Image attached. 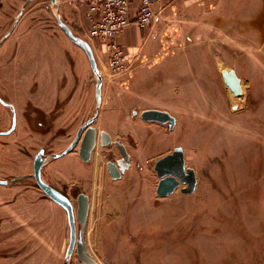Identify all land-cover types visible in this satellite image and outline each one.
<instances>
[{
  "label": "rangeland",
  "instance_id": "obj_1",
  "mask_svg": "<svg viewBox=\"0 0 264 264\" xmlns=\"http://www.w3.org/2000/svg\"><path fill=\"white\" fill-rule=\"evenodd\" d=\"M57 14L91 43L103 76L93 126L114 142L104 146L99 136L88 161L80 144L55 157L94 116L97 82ZM11 28L0 46V85L20 120L0 136V178L10 181L0 184V264H64L68 213L27 176L41 148L46 182L75 208L80 193L90 196L78 234L99 264H264V0H204L192 8L167 0L153 27L125 29L122 70L110 66L71 3L0 0V39ZM230 72L240 86L225 83ZM151 108L169 111L176 123L143 119ZM8 115L0 104L1 130ZM178 147L196 171V189L185 193L182 183L159 195L156 161ZM109 160L119 162L122 177L111 175ZM77 259L75 252L69 264Z\"/></svg>",
  "mask_w": 264,
  "mask_h": 264
},
{
  "label": "water",
  "instance_id": "obj_2",
  "mask_svg": "<svg viewBox=\"0 0 264 264\" xmlns=\"http://www.w3.org/2000/svg\"><path fill=\"white\" fill-rule=\"evenodd\" d=\"M53 1L57 2V0ZM27 4L28 2L23 6V13ZM57 20L67 36L86 52L92 70L97 77V82L95 90L96 112L94 116L88 119L81 126L73 142L62 152L55 154V157H61L71 152L81 141L80 155L85 161H88L91 158L92 151L97 144L98 136L101 137V143L104 146L113 141L112 135L108 131L103 130L99 132L97 128L92 125L100 113V107L103 99V76L101 74L95 51L91 43L82 36L75 34L71 26L62 19L61 14H57ZM223 78L225 83L228 85L229 79L225 73L223 74ZM141 115L145 120L170 123V125H174L177 121V118L173 114L162 109H146ZM116 143L119 146L126 162L130 163V155L125 144L121 141H116ZM44 162V149H42L35 157L34 172L28 175L33 176L36 179L39 187L43 189L52 199L61 204L68 213V221L70 225V242L67 248L64 264H69V261L75 252L78 255V264H99V262L89 250L84 236L79 237L78 234L77 221H79L84 228L88 220L90 212V196L83 192L79 194L78 209L76 214L74 205L69 196L43 179L42 168ZM108 168L114 178L121 177L122 174L115 162L110 161L108 163ZM155 169L157 170L158 176L160 177V182L157 188L159 195L167 196L173 193L179 186H181L182 183L186 184V186L182 187L183 192L193 193L195 191L198 181L197 174L194 168L186 166L185 152L182 147H178L172 152L159 158L156 161Z\"/></svg>",
  "mask_w": 264,
  "mask_h": 264
},
{
  "label": "built area",
  "instance_id": "obj_3",
  "mask_svg": "<svg viewBox=\"0 0 264 264\" xmlns=\"http://www.w3.org/2000/svg\"><path fill=\"white\" fill-rule=\"evenodd\" d=\"M71 3L89 19L92 37L110 54L114 70L128 67L127 54L120 44L121 32L130 27L148 29L160 16L167 0H60Z\"/></svg>",
  "mask_w": 264,
  "mask_h": 264
},
{
  "label": "flooded vegetation",
  "instance_id": "obj_4",
  "mask_svg": "<svg viewBox=\"0 0 264 264\" xmlns=\"http://www.w3.org/2000/svg\"><path fill=\"white\" fill-rule=\"evenodd\" d=\"M59 0H57V2H58ZM21 14H23V11L21 12ZM17 24V23H16ZM13 29L11 28L10 30H9V32H7L1 39H0V46L1 45H3L6 41H7V39H8V37H9V33H11V31H12ZM0 104L2 105V106H4L5 108H7V110L9 111V115L7 116V117H5V119L7 118V121H9V124H10V126L7 128V129H0V136H7V135H10L14 130H15V128L17 127V125H18V122H19V120H20V118H19V115L17 114V112H16V110H15V106H14V104L12 103V101L10 100V97H9V94L5 91V90H2V87H1V85H0ZM99 117V116H98ZM4 121V120H3ZM86 122V121H85ZM84 122V123H85ZM83 123V124H84ZM82 124V125H83ZM81 125V126H82ZM92 125H93V123H92ZM81 126H80V128H81ZM80 128H79V130H80ZM79 130H78V132H79ZM98 130V129H97ZM78 132H77V134H78ZM77 134H76V136H77ZM75 136V137H76ZM98 138H99V136H98ZM98 138H97V143H98ZM75 139V138H74ZM73 139V140H74ZM73 140H72V142H73ZM100 140H101V137H100ZM71 142V143H72ZM81 142V141H80ZM80 142L76 145V147L80 144ZM112 142H114V140L112 141ZM112 142H110V143H112ZM70 143V144H71ZM109 143V144H110ZM117 144V143H116ZM97 145V144H96ZM118 146V145H117ZM75 147V148H76ZM96 147V146H95ZM119 147V146H118ZM42 149H44V148H41L39 151H38V153L42 150ZM94 150V149H93ZM121 151V150H120ZM37 153V154H38ZM79 153H80V150H79ZM92 153H93V151H92ZM122 153V152H121ZM130 155V154H129ZM122 156H123V154H122ZM44 157H45V160H46V157H47V153H46V150L44 149ZM91 157H92V155H91ZM91 159V158H90ZM89 159V160H90ZM122 159H124V156L122 157ZM131 159V158H130ZM125 160V159H124ZM115 162L116 163V165H117V167H118V169L120 170V172H121V174L123 175V171H122V169H121V166H120V164H119V162H117V161H114V160H109L108 161V163L109 162ZM125 162H126V160H125ZM131 162V161H130ZM44 165V164H43ZM43 169V168H42ZM109 169V168H108ZM110 171V170H109ZM110 173H111V171H110ZM31 174V173H30ZM111 175H112V173H111ZM122 175H121V177H122ZM113 176V175H112ZM28 177H32L31 175H28ZM0 184L1 185H9L10 184V181L8 180V179H2V178H0ZM56 188V187H55ZM43 190V189H42ZM44 191V190H43ZM45 192V191H44ZM62 192V191H61ZM64 193V192H63ZM65 194V193H64ZM78 197H79V195H78ZM70 198V197H69ZM54 200V199H53ZM72 201V200H71ZM73 203V202H72ZM73 205H74V208H75V204L73 203ZM77 209H78V202H77V208H75V212H76V214H77Z\"/></svg>",
  "mask_w": 264,
  "mask_h": 264
},
{
  "label": "crops",
  "instance_id": "obj_5",
  "mask_svg": "<svg viewBox=\"0 0 264 264\" xmlns=\"http://www.w3.org/2000/svg\"><path fill=\"white\" fill-rule=\"evenodd\" d=\"M170 1V0H169ZM169 3V2H168ZM167 3V4H168ZM202 3H204V0H185V7L187 8H192L194 6H200L202 5ZM201 4V5H200ZM169 5V4H168ZM250 5H247V7H249ZM88 22H89V19H88ZM157 20L154 22L156 23ZM154 23L152 24V27L154 26ZM130 27H133V26H130ZM129 28V27H128ZM126 28V29H128ZM138 28V27H137ZM140 29V28H139ZM125 32V29L121 32L120 36H119V39L120 41L124 38V36L122 35L123 33ZM122 42V41H121ZM132 52V51H131ZM134 53V52H133ZM237 74V73H236ZM237 76L239 77V75L237 74ZM240 78V77H239Z\"/></svg>",
  "mask_w": 264,
  "mask_h": 264
},
{
  "label": "bare ground",
  "instance_id": "obj_6",
  "mask_svg": "<svg viewBox=\"0 0 264 264\" xmlns=\"http://www.w3.org/2000/svg\"><path fill=\"white\" fill-rule=\"evenodd\" d=\"M227 77H228V79L230 80H232V84L233 85H235V87L236 86H240V82H239V80H238V78L236 77V75H235V73L234 72H230L229 74H227ZM98 153V152H97ZM101 157V156H100ZM97 165V164H96ZM94 181H95V179H94Z\"/></svg>",
  "mask_w": 264,
  "mask_h": 264
}]
</instances>
